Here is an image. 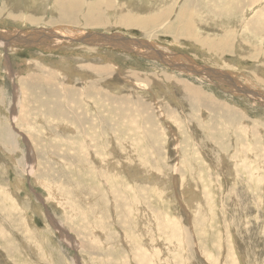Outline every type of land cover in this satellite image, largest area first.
<instances>
[{"label": "rangeland", "instance_id": "obj_1", "mask_svg": "<svg viewBox=\"0 0 264 264\" xmlns=\"http://www.w3.org/2000/svg\"><path fill=\"white\" fill-rule=\"evenodd\" d=\"M220 1L0 0V264H264V0Z\"/></svg>", "mask_w": 264, "mask_h": 264}, {"label": "bare ground", "instance_id": "obj_2", "mask_svg": "<svg viewBox=\"0 0 264 264\" xmlns=\"http://www.w3.org/2000/svg\"><path fill=\"white\" fill-rule=\"evenodd\" d=\"M167 1V0H166ZM220 1V0H219ZM223 1V0H222ZM70 2V1H69ZM79 2V1H78ZM77 2V3H78ZM152 2V1H151ZM221 2V1H220ZM260 3H261V0H260ZM74 4V3H73ZM73 4H72V6H73ZM79 4V3H78ZM83 4V3H82ZM151 4V3H150ZM216 4V3H215ZM221 4V3H220ZM84 5V4H83ZM89 4H87L86 5V7L88 6ZM156 5V4H155ZM257 5V4H256ZM90 6H92L93 8L90 10V12H88L89 13V15L87 16L86 15V19L88 20V22L89 23H93L94 25H96L97 23H99L98 21H100V18H101V15H100V13L99 12H97L96 10H95V8H98L99 6H96V5H90ZM89 6V7H90ZM76 7H77V4H76ZM83 7V6H82ZM89 7H87V8H89ZM154 7V6H153ZM210 7V6H209ZM217 7H219V6H217ZM75 8V7H74ZM73 8V9H74ZM78 8H80V7H78ZM87 8H86V10H87ZM91 8V7H90ZM114 8V7H113ZM140 8V7H139ZM205 8H206V6H205ZM214 8V7H213ZM82 9V11H83V9H85V8H81ZM115 9V8H114ZM142 9V8H141ZM151 9H152V7H151ZM132 10V9H131ZM137 10V9H136ZM143 10H145V8L143 9ZM200 10H202V8L200 9ZM209 10V9H208ZM219 10V9H218ZM89 11V10H88ZM133 11H135V10H133ZM142 11V10H141ZM77 12H79V10L77 11ZM76 12V13H77ZM117 12V11H116ZM124 13H122V16H123V18L127 21V23H128V25H129V23L131 24V23H135L137 20H139L138 18H137V16H135V14H133L132 12L130 13V12H128V11H123ZM137 12H139V11H137ZM179 12V11H178ZM199 13V12H198ZM203 13V12H202ZM211 12H209V14H210ZM85 14V13H84ZM120 14V13H119ZM207 14H208V12H207ZM217 14H218V12H217ZM216 14V15H217ZM75 15V14H74ZM215 15V16H216ZM76 16V15H75ZM154 16V15H153ZM180 16H182V15H180ZM195 16H196V14H195ZM214 16V17H215ZM219 16V15H218ZM80 17V16H79ZM100 17V18H99ZM139 17V16H138ZM155 17V16H154ZM186 18L185 19H183V16H182V19L184 20V22H183V25L182 26H187V24L188 23H190L191 21L189 20V18H187L188 16H185ZM190 17V16H189ZM192 17V16H191ZM99 18V19H98ZM140 18V17H139ZM153 18V17H152ZM145 19V18H144ZM159 19V18H158ZM191 20H192V18H190ZM196 19V18H195ZM195 19H193L194 21H196ZM257 19V18H256ZM255 19V20H256ZM30 20V19H29ZM148 21V19H147V17H146V19H145V21ZM149 20H151V19H149ZM160 20V19H159ZM178 20V19H177ZM181 20V19H180ZM259 20V19H258ZM261 20H264V19H262V17H261ZM158 21V20H157ZM156 21V22H157ZM253 21V20H252ZM85 22H86V20H85ZM139 22V21H138ZM141 22V21H140ZM144 21L142 20V23H143ZM181 22V21H180ZM264 22V21H263ZM149 23H150V21H149ZM155 23V22H154ZM194 23V22H193ZM253 23V22H252ZM100 24V23H99ZM140 24V23H139ZM144 24V23H143ZM146 25H147V23H145ZM144 24V25H145ZM152 24H153V21H152ZM180 24V23H179ZM182 24V23H181ZM262 24H264V23H262ZM98 25V24H97ZM134 25H136V24H134ZM142 25V24H141ZM257 25V24H256ZM259 26H260V24H258ZM131 26V25H130ZM143 26V25H142ZM179 26V25H178ZM182 26H180L177 30H178V32H177V34H179V35H184L183 34V32H185L186 30H184L183 31V27ZM192 26H194V24L192 25ZM253 26V25H252ZM135 27V26H134ZM139 27V26H138ZM188 27V26H187ZM187 27L185 28V29H187ZM196 27V26H195ZM249 27H250V25H249ZM257 27V26H256ZM256 27H255V29H256ZM142 28V27H141ZM251 28V27H250ZM259 28V27H258ZM261 28V27H260ZM263 28V27H262ZM261 28V29H262ZM189 29H190V27H189ZM245 30V29H244ZM248 30V29H247ZM254 30V29H253ZM258 30V29H257ZM211 31V30H210ZM251 31V30H250ZM264 31V30H263ZM262 31V32H263ZM258 32V31H257ZM187 33V32H186ZM245 33V32H244ZM258 33H260V32H258ZM191 34V33H190ZM261 34V33H260ZM259 34V35H260ZM263 34V33H262ZM261 34V35H262ZM187 36V35H186ZM21 37H23V35L22 34H18V33H13L12 35H9L8 33H5V32H0V40H4L5 38H12V40H11V42L14 44V45H19V44H24V43H34V40H32L31 38H29L28 36H24L23 37V40H21ZM187 37H190V36H187ZM256 37H257V35H256ZM260 39V38H259ZM257 40V39H256ZM117 42H120V41H118V40H116ZM202 41V40H201ZM206 42V40L204 41V43ZM121 43L122 44H124L125 43V41L124 42H122L121 41ZM199 43V42H198ZM209 43H211L210 41H209ZM2 44L4 45V46H8L7 44H10V43H7V42H2ZM228 44V43H227ZM210 45V44H209ZM130 46H132V45H130ZM203 46H206V45H203ZM208 46V45H207ZM216 46V45H215ZM229 46V45H228ZM10 47H13V46H10ZM120 48H125V47H121V46H119ZM134 50L135 49V47H129V50ZM212 51V50H211ZM181 61V60H180ZM178 62H179V59H178ZM188 66V65H187ZM191 66V65H190ZM199 66V65H198ZM189 67V66H188ZM178 69V68H177ZM196 68H194V70H195ZM257 69V68H256ZM179 71H183V70H179ZM197 71V70H196ZM186 72H188L187 70H186ZM201 72V71H200ZM199 72V73H200ZM203 72V71H202ZM201 72V73H202ZM211 72V71H210ZM207 75H209V74H207ZM202 77H203V73H202V75H201ZM217 76V75H216ZM205 77V76H204ZM208 78H210V77H208ZM226 81V80H225ZM154 82V81H153ZM226 83V82H225ZM230 83H228V85H229ZM235 88V87H234ZM178 89V88H177ZM184 89H186V91H189L191 94H193V95H197V96H199V98H195L194 97V101L195 102H197V103H205V102H203L204 101V98H202V97H200V94L198 93V92H195L193 89H191V88H189V87H184ZM233 90V89H232ZM235 90V89H234ZM237 91H238V89H237ZM85 92V91H84ZM183 93H185V92H183ZM240 93V92H239ZM188 95V94H187ZM186 95V96H187ZM183 96H185V95H183ZM188 97V96H187ZM186 98V97H185ZM189 98V97H188ZM192 99V98H191ZM191 102H192V100H191ZM193 103V102H192ZM197 103H195V104H197ZM207 103V102H206ZM209 103V102H208ZM189 104H190V101H189ZM199 104H197V105H199ZM150 105V104H149ZM191 105V104H190ZM189 105V106H190ZM194 105V104H193ZM152 106V105H151ZM203 106H204V104H203ZM206 106V105H205ZM209 107H210V105H208ZM215 106V105H214ZM217 106H219V105H217ZM156 107V106H155ZM191 107V106H190ZM199 107H200V105H199ZM207 107V106H206ZM208 107V108H209ZM198 108V107H197ZM217 108V107H216ZM211 109H213V108H211ZM215 110V109H214ZM224 110V109H223ZM209 111V110H208ZM227 120V119H226ZM241 121V120H240ZM234 122V121H233ZM232 124V123H231ZM239 126V125H238ZM241 126V125H240ZM242 128V127H241ZM247 136H249L248 134H247ZM88 147V146H87ZM88 148H90V147H88ZM91 151V150H90ZM256 151V150H255ZM257 152V151H256ZM247 155H249L248 153H247ZM255 160V159H254ZM107 161V160H106ZM102 163V162H101ZM108 163H111L110 161L108 162ZM254 163H255V161H254ZM257 163V162H256ZM260 163V162H259ZM35 167V166H34ZM111 167V166H110ZM134 189V188H133ZM136 189V188H135ZM189 192V191H188ZM128 193V192H127ZM190 193V192H189ZM128 198H130V197H128ZM143 199V198H142ZM199 199H200V197H199ZM192 203V202H191ZM189 204H190V202H189ZM188 205V204H187ZM71 237H73V236H71ZM151 264V263H150Z\"/></svg>", "mask_w": 264, "mask_h": 264}]
</instances>
